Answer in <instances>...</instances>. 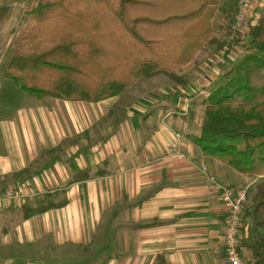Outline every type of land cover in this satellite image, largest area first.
Segmentation results:
<instances>
[{
	"label": "crops",
	"instance_id": "1",
	"mask_svg": "<svg viewBox=\"0 0 264 264\" xmlns=\"http://www.w3.org/2000/svg\"><path fill=\"white\" fill-rule=\"evenodd\" d=\"M37 1L0 0V8L8 10L0 28V63L4 46L29 24L22 17ZM257 6L249 12V23L259 18ZM234 51L217 67L210 63L213 48L200 52L193 64L176 69L184 84L172 82L157 88L149 102L141 98L140 105L108 112L102 129L97 122L104 118L101 107L119 96L96 105L58 100L50 106L41 103L44 99H30L38 103L9 121L11 131L0 142V192L25 183L37 200L52 194L55 203L65 199L66 204L28 218L23 208L37 200L1 211L0 264H228L226 212L209 176L234 189L250 186L241 255L244 264H255L245 210L258 179L205 156L194 142L203 101L234 62ZM98 167L107 175L65 187L78 171ZM26 169L27 175H17ZM259 235L264 240V226Z\"/></svg>",
	"mask_w": 264,
	"mask_h": 264
},
{
	"label": "trees",
	"instance_id": "2",
	"mask_svg": "<svg viewBox=\"0 0 264 264\" xmlns=\"http://www.w3.org/2000/svg\"><path fill=\"white\" fill-rule=\"evenodd\" d=\"M238 1L38 0L29 24L12 41L2 77L38 100L91 104L159 75L181 85L185 79L170 71L193 64L210 47L220 49ZM7 16L8 10L0 8V28ZM233 45L243 55L223 69L203 101L194 142L205 156L258 179L245 215L252 225L254 263L264 264L259 235L264 226V2L255 24ZM22 174L28 170L17 175ZM106 175L101 167L84 169L65 187ZM53 197L47 194L23 208L24 218L66 204L65 199L55 203Z\"/></svg>",
	"mask_w": 264,
	"mask_h": 264
},
{
	"label": "built area",
	"instance_id": "3",
	"mask_svg": "<svg viewBox=\"0 0 264 264\" xmlns=\"http://www.w3.org/2000/svg\"><path fill=\"white\" fill-rule=\"evenodd\" d=\"M260 0H239L237 10L232 17L231 30L226 42L216 51L210 63L217 67L225 63L229 53L238 48L233 45L235 40L248 29L249 12L253 6H257ZM264 2V0H263ZM257 21V20H256ZM255 21V22H256ZM255 22L251 25H254ZM180 135H176V139H180ZM174 152L178 153L176 148ZM179 154V153H178ZM180 155V154H179ZM181 156V155H180ZM205 168L203 171L205 172ZM209 181L217 193L219 201L226 212V223L223 231V253L228 264H244L241 255V224L243 211L247 203V188H231L216 181L209 176ZM38 198L36 193L28 191L25 187L9 188L0 192V212L6 209L21 208L27 203H34Z\"/></svg>",
	"mask_w": 264,
	"mask_h": 264
},
{
	"label": "rangeland",
	"instance_id": "4",
	"mask_svg": "<svg viewBox=\"0 0 264 264\" xmlns=\"http://www.w3.org/2000/svg\"><path fill=\"white\" fill-rule=\"evenodd\" d=\"M256 9H257V11H255V15L260 16L262 9H263V0L259 1V5L256 7ZM22 20H28L27 23H29V20H30L29 15H26L25 17L23 16ZM254 22H255V19H252L251 22L248 24V26L253 24ZM16 30H18V27L16 28ZM11 44H12V42L9 43V47L7 46V48L4 46V53H3L4 57H3V61L0 63V76L3 74L5 64L7 62L8 57H9V54L11 51ZM6 45H8V42L6 43ZM234 52H235L234 62H237L241 58V56L243 55L242 49L238 46V48H236ZM230 63L232 64L233 62H230ZM170 72L178 74V73H180V70L179 71L178 70H171ZM171 83H172V81L165 75H159L155 78L153 77L150 79L133 82L128 88H126V90L119 97L113 98L114 100L105 102L106 106L101 107L104 118H101V117L98 118V121H97L98 125L102 129V122L101 121L103 119H107V113L108 112H110L112 114H114V113L117 114V111L122 110L123 106H125L126 104H130V103L131 104L134 103L136 106L140 105L139 99H141V98H142V100H147V102H149V101L153 100V98H155V96L153 94L155 93L157 88H159V87L160 88H162V87L168 88L167 86L171 85ZM30 97L31 96L24 94L23 92L18 90L16 87L11 85L9 82H7L5 79H0V142L5 137V135H7V133L11 131V127H10L11 123L9 121L14 120L13 117L18 112L20 114L24 111L25 112L29 111L30 110L29 106H32V105H35L38 103L35 101L30 102V99H34V97L33 98H30ZM116 99H118V100H116ZM43 102L46 104H49L50 106H54L55 103H59L60 101L55 100L53 98H44V100L41 101V103H43ZM84 105H90V104H84ZM154 105H156V104H154ZM154 105H150V106H154ZM150 111L153 114H155L156 113L155 107H150ZM152 113L150 114V116L152 115ZM152 117L155 118V115H152ZM156 117H157V114H156ZM199 130L200 129H198V132H199ZM102 134L104 135L105 133L97 132L98 136H100ZM143 134H146V132L144 131ZM177 134L178 133L175 134V137ZM24 184L25 183L17 184V186L12 185L9 188L21 187V186L23 187ZM243 187L247 188V194H248V190L250 189V186L244 185ZM9 188H7V189H9ZM18 216H19V214H18ZM104 225L105 224L103 222L101 227H103ZM66 246H69V244L64 245L62 247H66ZM54 248L60 249L61 247H54ZM24 252H26V249H24Z\"/></svg>",
	"mask_w": 264,
	"mask_h": 264
}]
</instances>
